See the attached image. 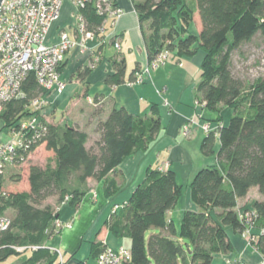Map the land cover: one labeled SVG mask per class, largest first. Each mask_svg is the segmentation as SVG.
<instances>
[{"label":"trees","instance_id":"1","mask_svg":"<svg viewBox=\"0 0 264 264\" xmlns=\"http://www.w3.org/2000/svg\"><path fill=\"white\" fill-rule=\"evenodd\" d=\"M131 1L140 23L147 64L162 52L182 58L201 51L204 57L196 99L212 112L220 113L227 107L232 115L224 126L220 115L215 119L219 126L217 152L214 130L208 131L201 142V153L215 155L216 163L199 169L190 182V199L197 210L183 212L178 232L173 221L166 218L182 192L172 170L148 168L129 200L119 205L118 212L113 210L104 227L113 236L130 240V259L121 264H212L214 255L233 249L228 228L240 234L249 230L254 247L264 258V77L246 86L231 69L235 51L257 34L264 37V0ZM110 2L117 7L115 0ZM76 11L87 29L99 36L107 16L98 13L95 0ZM197 18L199 32L195 33L191 27ZM112 68L105 78L110 87L132 83L142 73L137 62L127 74L122 56L113 59ZM89 72L88 66L78 69L76 78L83 81ZM21 90L22 97L5 103L0 112V131L18 128L23 124L22 117L32 116L12 163L0 168V216L10 219L9 227L0 231V264L11 256L21 257L17 264H54L58 253L45 247V242L56 233L58 212L47 201L55 198L58 204L78 207L88 189V179L103 180L105 195H114L118 184L110 174L116 173L126 157L148 149L160 130V114L153 104L149 117H135L108 99L112 106L107 115L102 117L97 107L91 113L96 118L95 127L88 132L78 126L49 122L42 110L32 106L34 100L48 95L33 72L23 81ZM100 99L96 96L89 101L97 105ZM42 145L53 156L44 165L28 166L27 190L11 191L8 164L22 163ZM251 188H257L262 199L239 206L238 200ZM13 246L25 249L18 252ZM106 248L92 243L91 256L95 259Z\"/></svg>","mask_w":264,"mask_h":264},{"label":"crops","instance_id":"2","mask_svg":"<svg viewBox=\"0 0 264 264\" xmlns=\"http://www.w3.org/2000/svg\"><path fill=\"white\" fill-rule=\"evenodd\" d=\"M115 2L123 14L117 19H107L101 34L86 41V51L72 48L66 53L60 71L66 88L62 93H48L41 114L45 120L54 124L78 126L91 132L96 122L91 113L99 107L102 117H105L112 106L108 99H113L117 108L123 107L133 116L142 118L151 115V106L155 104L160 114V130L147 150L137 151L126 157L117 167L116 173L110 174V178L113 177L118 184L114 195H105L103 180L88 179V189L78 207L68 203L49 202L58 212L56 233L45 242V247L59 255L54 264H94L95 259L91 256L92 243H100L108 248L130 247L128 238L113 236L104 227V223L112 214L114 205L121 206L129 200L136 186L144 180L148 168L172 170L176 174L182 192L166 218L173 221L178 232L183 212L197 210L190 199V182L199 169L216 163L215 155L206 157L200 151L201 142L206 135L202 126L208 123L211 130L216 132L214 151L217 152L219 126L215 119L220 115L221 125L224 126L232 115L227 107L222 108L220 113L212 112L202 107L196 99V86L200 80V67L204 57L201 51L193 57L182 58L171 53L164 66L150 68L143 75L141 84L108 86L105 78L113 71L112 61L115 57L122 56L125 59L127 74L137 62L144 67L148 65L140 23L132 1ZM75 13L76 9L71 2L63 0L60 16L48 30V43L55 44L62 31L75 36L72 28ZM191 30L199 32L198 18ZM115 41L119 43V49L115 48ZM93 56L98 59L95 68L90 69L83 81L78 80V69L87 67ZM96 96L102 97L98 106L89 102V99ZM58 111L61 113L59 117ZM185 126H189L187 136L183 132ZM41 148L48 158L53 156L44 145L37 149ZM261 199L257 188H251L245 198L238 200V205L243 206ZM227 234L233 249L226 254L214 255L212 264H264L261 253L244 235L233 232L231 228L227 229ZM20 259L21 257L8 258L4 264H17Z\"/></svg>","mask_w":264,"mask_h":264},{"label":"built area","instance_id":"3","mask_svg":"<svg viewBox=\"0 0 264 264\" xmlns=\"http://www.w3.org/2000/svg\"><path fill=\"white\" fill-rule=\"evenodd\" d=\"M69 1L78 10L79 7L93 0ZM62 4L63 0H2L0 5V112L5 103L22 97V83L31 72L35 74L38 84L47 93H62L65 90L66 82L61 79L59 68L65 60L66 53L72 48H78L81 52L86 51V41L93 39L95 34L87 29L84 19L76 11L72 26L75 36L62 31L55 44L48 43V30L59 18ZM95 6L100 15L106 14L107 19H117L123 14L122 9L113 7L110 0H95ZM114 46L116 49L120 47L116 41ZM93 57L88 64L90 69H93L98 62L97 57ZM167 58V52H162L151 66L164 64ZM143 72L129 84H141ZM45 102L44 98L36 99L32 106L40 109ZM34 122L35 119L31 121V123ZM202 128L206 132L210 129L208 124H204ZM25 129L27 126L23 123L12 141L0 143V168L5 163H12L16 148L23 145L21 136ZM119 208V205L113 206V210ZM249 216V212H246V219H249ZM9 225L10 219L0 216V231L6 230ZM68 227H70L69 224ZM242 235L249 241L254 240L249 230ZM13 248L18 252L25 249L18 246ZM32 248L37 249L36 246ZM129 259L128 249L107 247L95 258L94 264H121Z\"/></svg>","mask_w":264,"mask_h":264},{"label":"rangeland","instance_id":"4","mask_svg":"<svg viewBox=\"0 0 264 264\" xmlns=\"http://www.w3.org/2000/svg\"><path fill=\"white\" fill-rule=\"evenodd\" d=\"M74 8H75V6H74ZM195 26H196V28H198V26L196 24H195ZM168 58H169V56H168ZM168 58L164 64H160L158 66H151V64H148L146 67L142 66L141 70L144 71L143 75L146 72H148V70L150 68H156V67L164 66L167 63ZM231 69H232V73L234 74V76L240 78L246 84V86H248L250 83H252L257 78L264 77V37L261 36L260 34H257L250 43L241 47L240 50L235 51L232 55ZM199 104L202 107L204 106L203 103H199ZM43 108H44V106L42 108H40V110H42ZM60 115H61V113L58 111L57 117H59ZM31 118H32L31 115L24 116L20 119V123H27L30 121ZM205 124H207V123H205ZM208 126L210 128L209 124H208ZM0 127H1V122H0ZM20 127H18V128L16 127L15 129L10 128V130L7 128L2 129L0 131V143L3 144V143L9 142L10 140L12 141L14 136H16V134L18 133V129H20ZM210 130H211V128L209 129V131ZM183 132H184L185 136H187L188 132H189V126H185L183 129ZM204 132L207 133L206 131H204ZM47 159H48L47 153L45 152V150L43 148H41L40 150L36 149L34 152H32L27 157L26 160H24L22 163H20L18 165L8 164L6 171H7V177H8L7 183L10 187V190L11 191L27 190L29 187L28 180H27L28 166L30 164L44 165ZM49 202L54 203V202H56V199L50 198L47 201V203H49ZM149 233H150V230L147 232V234H149ZM125 241H129V240H125ZM248 241H249V239H248ZM249 243H251L252 246L254 247L253 241H249ZM120 247L121 246H119L117 248H112V249H119ZM125 248L129 249V246L126 245ZM23 251L24 250H22L21 252H23ZM12 257H20V256H11L10 258H12Z\"/></svg>","mask_w":264,"mask_h":264},{"label":"water","instance_id":"5","mask_svg":"<svg viewBox=\"0 0 264 264\" xmlns=\"http://www.w3.org/2000/svg\"><path fill=\"white\" fill-rule=\"evenodd\" d=\"M1 2H2V0H0V5H1ZM186 247H188V245H186Z\"/></svg>","mask_w":264,"mask_h":264}]
</instances>
